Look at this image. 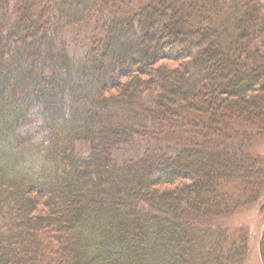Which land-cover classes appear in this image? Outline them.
Here are the masks:
<instances>
[{"label":"trees","instance_id":"1","mask_svg":"<svg viewBox=\"0 0 264 264\" xmlns=\"http://www.w3.org/2000/svg\"><path fill=\"white\" fill-rule=\"evenodd\" d=\"M262 138L264 0H0V264H245Z\"/></svg>","mask_w":264,"mask_h":264},{"label":"rangeland","instance_id":"2","mask_svg":"<svg viewBox=\"0 0 264 264\" xmlns=\"http://www.w3.org/2000/svg\"><path fill=\"white\" fill-rule=\"evenodd\" d=\"M150 0H131L132 7L137 9ZM256 150L264 155V138L256 142ZM224 227L230 230H242L248 235V257L245 264H262L259 258L258 247L261 236L264 232V195L261 201L237 212L230 218L220 222Z\"/></svg>","mask_w":264,"mask_h":264}]
</instances>
